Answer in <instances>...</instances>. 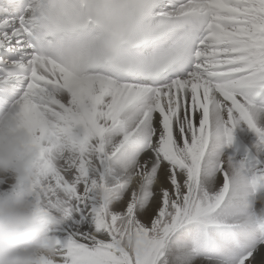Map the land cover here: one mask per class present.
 <instances>
[{
	"label": "snow or ice",
	"instance_id": "1",
	"mask_svg": "<svg viewBox=\"0 0 264 264\" xmlns=\"http://www.w3.org/2000/svg\"><path fill=\"white\" fill-rule=\"evenodd\" d=\"M261 93L264 0H0V119L34 163L0 191L32 188L56 264H264Z\"/></svg>",
	"mask_w": 264,
	"mask_h": 264
},
{
	"label": "clouds",
	"instance_id": "2",
	"mask_svg": "<svg viewBox=\"0 0 264 264\" xmlns=\"http://www.w3.org/2000/svg\"><path fill=\"white\" fill-rule=\"evenodd\" d=\"M26 130L14 121L0 119V175L26 177L34 163ZM248 207L261 205L264 216V186L253 187ZM38 210L34 191L22 184L0 195V264H56L57 244L51 227L56 223Z\"/></svg>",
	"mask_w": 264,
	"mask_h": 264
},
{
	"label": "bare ground",
	"instance_id": "3",
	"mask_svg": "<svg viewBox=\"0 0 264 264\" xmlns=\"http://www.w3.org/2000/svg\"><path fill=\"white\" fill-rule=\"evenodd\" d=\"M261 96H264V93H261ZM260 97H257V100H259ZM254 140V136L250 132L246 133H236V139L234 140L233 143V148L232 149H226V152L231 153L233 149L237 150L238 153H242L245 148H249ZM238 149H237V148ZM10 191H0V195H5Z\"/></svg>",
	"mask_w": 264,
	"mask_h": 264
},
{
	"label": "rangeland",
	"instance_id": "4",
	"mask_svg": "<svg viewBox=\"0 0 264 264\" xmlns=\"http://www.w3.org/2000/svg\"><path fill=\"white\" fill-rule=\"evenodd\" d=\"M237 148V147H236ZM238 149V148H237ZM237 151V150H236ZM238 152V151H237Z\"/></svg>",
	"mask_w": 264,
	"mask_h": 264
}]
</instances>
